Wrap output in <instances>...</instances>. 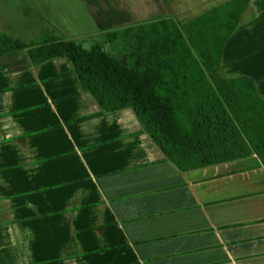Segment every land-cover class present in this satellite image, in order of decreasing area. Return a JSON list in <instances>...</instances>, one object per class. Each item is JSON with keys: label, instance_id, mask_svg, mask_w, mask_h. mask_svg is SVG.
Here are the masks:
<instances>
[{"label": "crops", "instance_id": "1", "mask_svg": "<svg viewBox=\"0 0 264 264\" xmlns=\"http://www.w3.org/2000/svg\"><path fill=\"white\" fill-rule=\"evenodd\" d=\"M228 1L0 0V33L28 43L54 28L85 45ZM219 72L264 100V0H249ZM99 111L65 59L0 68V264H264L257 155L181 172L130 109L77 122Z\"/></svg>", "mask_w": 264, "mask_h": 264}, {"label": "trees", "instance_id": "2", "mask_svg": "<svg viewBox=\"0 0 264 264\" xmlns=\"http://www.w3.org/2000/svg\"><path fill=\"white\" fill-rule=\"evenodd\" d=\"M248 4L230 0L184 23L170 16L107 31L102 39L118 45L114 55L54 28L28 43L0 33V68L67 60L100 108L77 122L130 109L181 172L254 154L264 167V100L253 81L219 72L223 45Z\"/></svg>", "mask_w": 264, "mask_h": 264}, {"label": "rangeland", "instance_id": "3", "mask_svg": "<svg viewBox=\"0 0 264 264\" xmlns=\"http://www.w3.org/2000/svg\"><path fill=\"white\" fill-rule=\"evenodd\" d=\"M101 39H98V40H95V41H87V42L84 43L85 45H83V46H85V48H89V47L93 46L96 43H102L104 45L105 50L109 54H113L114 55L115 54V47H118V45L114 46V45H111V44H107V43H105L103 41V39L102 40Z\"/></svg>", "mask_w": 264, "mask_h": 264}]
</instances>
